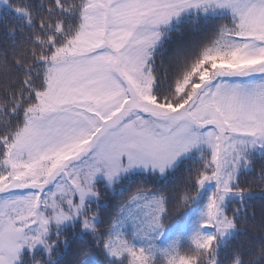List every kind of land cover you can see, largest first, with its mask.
Instances as JSON below:
<instances>
[{"label":"snow or ice","instance_id":"6c2138e0","mask_svg":"<svg viewBox=\"0 0 264 264\" xmlns=\"http://www.w3.org/2000/svg\"><path fill=\"white\" fill-rule=\"evenodd\" d=\"M0 264H264V0H0Z\"/></svg>","mask_w":264,"mask_h":264},{"label":"trees","instance_id":"16d2710c","mask_svg":"<svg viewBox=\"0 0 264 264\" xmlns=\"http://www.w3.org/2000/svg\"><path fill=\"white\" fill-rule=\"evenodd\" d=\"M10 2L15 3V2H17V0H10ZM250 211H255L257 214V219H259V214L261 211L260 203L256 202V204L254 205V207Z\"/></svg>","mask_w":264,"mask_h":264}]
</instances>
